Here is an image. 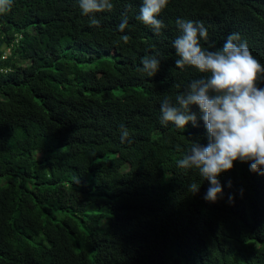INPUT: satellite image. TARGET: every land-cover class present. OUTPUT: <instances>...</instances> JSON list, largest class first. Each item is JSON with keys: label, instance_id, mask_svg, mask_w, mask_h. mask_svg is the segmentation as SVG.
<instances>
[{"label": "trees", "instance_id": "trees-1", "mask_svg": "<svg viewBox=\"0 0 264 264\" xmlns=\"http://www.w3.org/2000/svg\"><path fill=\"white\" fill-rule=\"evenodd\" d=\"M112 3L95 27L79 0L0 12V264H264V175L236 161L206 201L210 183L177 164L208 143L198 106L185 128L160 112L204 76L175 67L177 19L203 22L206 50L239 33L264 66V0H169L158 35L142 0ZM145 56L155 76L138 70Z\"/></svg>", "mask_w": 264, "mask_h": 264}, {"label": "clouds", "instance_id": "clouds-1", "mask_svg": "<svg viewBox=\"0 0 264 264\" xmlns=\"http://www.w3.org/2000/svg\"><path fill=\"white\" fill-rule=\"evenodd\" d=\"M169 0H142L139 19L145 26L159 34L165 27L157 17L168 6ZM10 0H0V12L10 8ZM84 16L89 17L90 26H99L97 13L110 12L112 0H79ZM180 35L174 40L173 48L178 59L175 67L195 69L204 74L194 79L182 94L175 97L173 104L165 98L160 104L161 124L185 128L197 123L192 106H198L201 119L208 134V143L201 147L192 144L190 152L177 161L182 169H195L203 180L210 183L204 199L216 202L222 193L218 177L232 170L234 163L250 162V170L264 175V88L257 87L264 76V66L249 50L239 33H231L216 50H206L201 40L207 41L208 31L203 22L177 19ZM128 27V18L123 16L118 30L123 33ZM124 43L129 36L121 37ZM139 71L148 77L155 76L160 61L154 56L142 58ZM131 142L128 130L121 126V142ZM200 185L191 183L192 194Z\"/></svg>", "mask_w": 264, "mask_h": 264}, {"label": "rangeland", "instance_id": "rangeland-1", "mask_svg": "<svg viewBox=\"0 0 264 264\" xmlns=\"http://www.w3.org/2000/svg\"><path fill=\"white\" fill-rule=\"evenodd\" d=\"M8 53V50H5V54L4 56H6V54ZM83 69L88 70V69H92L94 67V61L91 62H86L83 63L82 65H80ZM39 155L36 154V157H38Z\"/></svg>", "mask_w": 264, "mask_h": 264}]
</instances>
